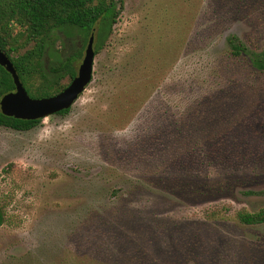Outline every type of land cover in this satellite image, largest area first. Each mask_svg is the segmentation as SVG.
<instances>
[{
    "label": "rangeland",
    "instance_id": "rangeland-1",
    "mask_svg": "<svg viewBox=\"0 0 264 264\" xmlns=\"http://www.w3.org/2000/svg\"><path fill=\"white\" fill-rule=\"evenodd\" d=\"M230 36L264 51V0H123L69 112L0 128V264H264L237 219L264 210V73Z\"/></svg>",
    "mask_w": 264,
    "mask_h": 264
},
{
    "label": "trees",
    "instance_id": "trees-1",
    "mask_svg": "<svg viewBox=\"0 0 264 264\" xmlns=\"http://www.w3.org/2000/svg\"><path fill=\"white\" fill-rule=\"evenodd\" d=\"M122 5L123 0H0V50L11 60L28 95H33L30 87L36 77L41 82L34 98L61 92L76 76L82 51L91 36L95 54L102 49ZM65 33H70L69 37L63 36ZM57 41L59 47H55ZM226 43L230 57L245 58L251 70L264 73V51L249 50L237 36L228 37ZM29 46L30 49L18 54ZM62 80L67 84L62 86ZM14 90L10 74L0 66V99ZM69 110L57 115H66ZM41 121L16 120L0 112V128L25 132ZM237 219L247 226L263 225L264 210L242 212ZM3 223L4 213L0 209V228Z\"/></svg>",
    "mask_w": 264,
    "mask_h": 264
},
{
    "label": "water",
    "instance_id": "water-1",
    "mask_svg": "<svg viewBox=\"0 0 264 264\" xmlns=\"http://www.w3.org/2000/svg\"><path fill=\"white\" fill-rule=\"evenodd\" d=\"M88 2L90 0H79ZM91 36L84 50L76 76L58 94L46 98H31L20 82L11 60L0 50V66L10 74L15 90L0 99L3 116L22 121L43 120L61 111L69 110L92 81L95 52Z\"/></svg>",
    "mask_w": 264,
    "mask_h": 264
}]
</instances>
